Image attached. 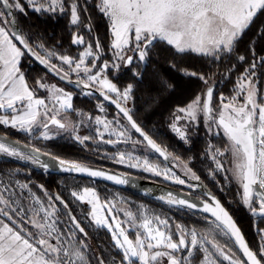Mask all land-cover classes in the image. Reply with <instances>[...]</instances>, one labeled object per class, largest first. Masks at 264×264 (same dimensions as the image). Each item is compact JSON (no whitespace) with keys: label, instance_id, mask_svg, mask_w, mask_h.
<instances>
[{"label":"snow or ice","instance_id":"snow-or-ice-1","mask_svg":"<svg viewBox=\"0 0 264 264\" xmlns=\"http://www.w3.org/2000/svg\"><path fill=\"white\" fill-rule=\"evenodd\" d=\"M93 7L107 21L110 58H105L99 36H93L89 8H82L81 0H0V126L28 138L21 143L0 136V158L22 161L45 173L55 169L117 185L129 183L127 174H110L67 161L33 143L34 139L49 141L67 133L82 145L92 141L116 149L111 155L105 153L116 164L186 186L188 193L169 191L156 199L169 208L208 215L200 217L204 226H189L144 204L133 207L123 198L102 199L96 188L88 186L71 190L69 201L50 194L42 184L17 179L22 170L15 169L0 176V264H264V228L256 227L259 244L254 249L210 191H202L200 198L193 195L203 185L189 161L158 144L134 119L128 106L134 98V85L120 86L110 78L123 66L142 79L141 67L147 65L153 49L164 44L175 57L192 56L210 65L234 58L219 82L229 80L247 63L248 58L238 53V45L258 15L264 14V0H94ZM29 10L53 18L68 16L69 25L77 29L71 44L81 49L78 54L59 52L23 32L19 20ZM84 14H88L87 23ZM81 27L91 39L80 34ZM257 35L264 36V26ZM254 45L255 40L250 45L252 62L239 73L229 95L222 91L217 95L214 77L218 73L180 69L203 87L174 110L170 128L185 144L190 143L189 131H198L201 124L207 135L220 137L219 145L209 141L205 149L214 165L209 175L215 179L222 174L229 184L235 182L243 207L264 221V92L256 71L264 68V55L257 56ZM26 56L59 80L80 88L83 95L98 93L102 97L98 112L106 113L107 102L115 106L117 115L109 119L81 112L73 104L72 93L43 77L30 86L22 70ZM40 91L46 95H38ZM72 113L79 119L74 121ZM82 128H94L95 135H81ZM136 134L142 139L134 138ZM120 145H131L132 150H121ZM141 145L162 157L165 166L147 154L135 155ZM169 161L174 162L171 167L166 166ZM71 202L88 206L86 211L81 208L83 219L74 214ZM85 222L110 235L107 255L91 248L82 226Z\"/></svg>","mask_w":264,"mask_h":264},{"label":"trees","instance_id":"trees-1","mask_svg":"<svg viewBox=\"0 0 264 264\" xmlns=\"http://www.w3.org/2000/svg\"><path fill=\"white\" fill-rule=\"evenodd\" d=\"M93 3L94 0L91 2L89 1V3L87 2L85 5L84 0H81L82 8L87 6L90 13L92 12L93 14L94 12L95 14L96 9L93 7ZM82 19L85 23H87L88 14H84ZM91 23L94 30L93 36H99L102 45L107 47L109 45L107 43V39L109 40L107 21L102 18L99 13H97L96 20L92 19L91 16ZM19 25L22 31L31 35L34 41L42 40L48 47H62L63 49L68 50H80L78 47L73 48L71 46L70 39L74 30H72V27L69 25L68 16L58 15L53 18L47 15H38L32 12L29 17H21L19 20ZM261 26H264V14L258 15L250 29L245 33L242 40L239 42L238 53L244 54L248 58L247 63L240 66L238 71L233 72L229 80H225L222 83L219 81L221 80L225 69L229 67L231 63L235 62L234 58L232 61L222 62L218 66L214 64L210 65L201 61L199 58L192 56L184 57L182 59L175 57L173 55V50L164 44H161L157 48L153 49L151 58L148 61V65L142 73V79L133 77L129 71L121 72L120 74H110V78H113L114 82L120 86H124L127 83H132L134 85V98L132 101L134 119L158 144L166 147L169 152L181 157V159L189 161V166L200 177V184L203 185L214 196H216L227 208V210L230 211L241 228L246 240L254 249L258 247V234L256 232V227L261 224V220L253 218L248 213L246 208L243 207L240 202V197L237 195L238 188L235 185V182L229 184L224 180L222 174H217L215 179L209 175V171L214 167V165L212 164V161L207 158L205 149L209 141H211L213 144L219 145L220 137H212L207 135L203 124H201L198 131H189L190 143L185 144L171 130L170 124L171 116L174 110L178 106H184L187 104L203 87L199 80L183 75L180 69L205 72L209 74L218 73L214 77V79L217 81V95H219L221 91L224 92L225 95H229L232 84L236 80L239 73L243 72L244 67H247L248 64L252 62L250 45L252 44L253 40H255L254 46L257 56L264 55V36L257 35ZM81 29L84 30V28ZM84 34L88 36L87 32ZM89 38L91 39V37ZM108 54L109 52L105 58H108ZM27 59L30 61V68L41 70V68L32 59L29 57H27ZM173 64H176V67H173ZM22 70L25 71L24 69ZM256 71L258 85L262 90L264 68H257ZM27 79L31 86L32 82L29 80V78ZM211 83L212 81H210V84ZM11 136L16 138L13 135ZM45 149H48L56 156H60L64 159L86 161L93 160L82 153L83 148L81 145L71 139V137L59 136L56 139L47 142L45 144ZM88 163L90 164V162ZM91 167L98 168V166L94 165ZM15 169L24 170V172H20V174L17 176L21 180H31L34 182V184H42L49 191V193L53 194L54 192H58L64 197L65 200L69 201L70 199H68V197L65 195V192L63 191L65 190L63 189L64 187L58 184V181L71 178L81 179L72 176H61L45 173L43 170L33 169L28 165H25L14 159L6 158L5 160H0V172H9ZM106 170L112 171L111 169ZM26 171H28L29 174H27ZM133 174L142 178H151L140 173ZM154 181L169 185V183H165L164 181ZM90 182L97 187L101 186L104 188L115 189L149 203L165 205L156 199H147L128 191L113 188L100 182ZM98 193L101 198L104 199L102 191L98 190ZM197 193H199L198 190H196L195 194ZM70 207H72L74 214L77 215L76 208L72 202L70 203ZM172 208L169 210H173ZM174 209L175 210H173V214L175 215V218L181 220L184 224L189 226L197 225L200 217L203 216L199 213L188 211L182 208L174 207ZM83 226L86 227V231L88 232V242L90 243L91 248L96 254H103V249L106 247V245H108L109 242V234L105 230L97 232L96 230H91L85 224Z\"/></svg>","mask_w":264,"mask_h":264},{"label":"rangeland","instance_id":"rangeland-1","mask_svg":"<svg viewBox=\"0 0 264 264\" xmlns=\"http://www.w3.org/2000/svg\"><path fill=\"white\" fill-rule=\"evenodd\" d=\"M89 1L91 2L92 0H87L88 3H89ZM95 12H96L95 14H94V12H93V14H92V12L90 13V15L92 16V19H94V20H96V14L98 13L97 11H95ZM31 13L32 12L29 10L27 16L29 17L31 15ZM71 27H72V30H76L75 27H73V26H71ZM84 30H85V28H84ZM81 32H83V31H81ZM87 39H90V38L86 35V40ZM109 42H110V38H109V40L107 39V43L108 44H109ZM93 43H94V41H93ZM49 48H52V47H49ZM55 48L59 52L67 51V52H69L72 55H77L78 52L81 50V49L79 51L78 50H71V49L68 50V49H63L62 47H55ZM104 48L107 51L108 46L104 47ZM110 57H111V53L109 52L108 58H110ZM101 63H102V61H101ZM29 64H30V61L27 59V57H25L23 59V61H22V65L24 66V67L22 66L23 67L22 69L25 70L24 72H26L27 78H29V80L32 82L31 86H35V81L38 78L43 77V78H45L47 80V82L53 83V84H57L59 87H62L66 91L72 93L73 94V104H74L75 108L80 110L81 112L88 113V114H90L92 116H95V115H107V117L109 119H111V118H113L114 116L117 115V112L115 110H113L112 108H110L107 104H105L106 113L102 114V113L98 112L97 103L100 100H98L96 98H93V95L92 96H86V95H83L82 93L75 94L74 91H72L67 85H65V84L57 81L56 79L50 77L49 75H47L46 73H44L41 70H38L36 68H30ZM125 71H129L132 74V71H131L130 68H124L123 66L121 67V69L118 72V74H120L121 72H125ZM140 71H141V69H140ZM114 74H117V73H114ZM72 78L75 79L76 77L73 75ZM261 91L264 92V80H263L262 90ZM38 95L45 96L46 93L44 91H40L38 93ZM81 99H83V100H81ZM132 101H129V104H128V106L130 108H132ZM72 118H73L74 121L79 119V117H77L75 113H72ZM0 131H3V132H5L6 134H9V135L15 136L21 142H24V143L28 142V138L26 137V135L24 133L17 132V131H15L13 129H10V128H4L3 126H0ZM80 134L81 135H93L94 136L95 135V130H94V128H92V129L82 128L81 131H80ZM38 135L39 134L37 133V136ZM60 136L70 137V135L67 134V133H64V134H62ZM134 138L140 139L136 135L134 136ZM49 141H51V140H49ZM49 141H42V140H35L34 139L33 143H35V145L37 147H40L44 151L50 152L48 149H45V144L47 142H49ZM80 145L83 148V152L82 153L85 154L86 156L92 158L94 161L93 160H88V161H86V160H72V159H65V160L80 162V163H83V164H85L87 166H89V165L93 166L94 165V166H98V168L111 169L112 171H119V172L130 173V174L140 173V174L146 175L148 177H151V178H145V179H149V180H152V181H154V180L164 181L165 183H169V185L178 186V187H181V188L186 187V186L176 185V184L172 183L171 181L164 180L163 177H156V176H153L151 173H147V172H144V171L138 170V169H130V168H127L124 165H120V164L114 163L111 159L105 158V153H107L108 155H111L116 150V149L112 148L111 146L103 145V144L97 145L96 143H94L92 141H89V142H86V144H83V145L80 144ZM119 147H120L121 150H128V151L132 150V146L131 145H120ZM145 154H147L149 156V158L153 162L161 163L162 166H165L163 161H161L159 158H157L154 155V153H151V152L147 151L143 145L138 147L137 150L135 151V155H139L141 157H143ZM58 157H60V156H58ZM60 158H62V157H60ZM5 159L6 158H0V160H5ZM88 162H90V164ZM93 163H95V164H93ZM172 163H174V162L173 161H169V163L166 166L171 167ZM228 166H230V164L226 165V167H228ZM175 171L177 172L178 175L181 176V178L187 179V177L184 176V174H183V172H182V170L180 168H176ZM21 172H24V170H22ZM26 172H27V174H29L28 171H26ZM7 173L8 172H0V176H4ZM16 178L20 179L19 177H16ZM22 181H24V180H22ZM190 182L193 183V181H190ZM58 184H60V185H62L64 187L63 189H65V190H63V191L65 192V195L68 197V199H70V201H71V198H70L69 193H70L71 190L79 189V188H82L84 186L94 187V188H96L97 191L98 190L102 191L104 198H116V197L123 198L124 200L130 202V205L133 206V207L138 206L140 204H144L147 207H149L150 209H153L154 211H156L158 213L165 214L171 220H175L177 222L183 223L181 220H178V219L175 218V215L173 214V210H175L174 207L173 208L171 207L173 210H169L170 208L166 204L165 205H158V204L149 203L147 201H143V200L137 199L135 197H132L131 195H128V194H126L124 192H121V191H118V190H115V189L104 188V187H101V186L97 187V186L93 185V183H91L90 181H87V180L71 178V179H66V180H59ZM237 188H238V186H237ZM34 190L38 191L37 189H35V187H34ZM40 194L42 195V193H40ZM72 203H73L74 207L76 208L78 217L80 219H83V217H81V215H80L81 208H83L86 211L88 206L87 205L78 206L76 202H72ZM85 225L88 226V222H85ZM191 226L201 227V226H204V222L201 219H199L197 225H191ZM259 227L260 228H264V221H261V224L259 225ZM89 228L91 230H94L93 227H89ZM257 243L259 244V236H258V239H257ZM106 247L103 249V251H104L103 254L104 255H107V253L105 252V249H109L111 247V237H110V235H109V242H108V245H106ZM117 259H120V257L117 256Z\"/></svg>","mask_w":264,"mask_h":264},{"label":"water","instance_id":"water-1","mask_svg":"<svg viewBox=\"0 0 264 264\" xmlns=\"http://www.w3.org/2000/svg\"><path fill=\"white\" fill-rule=\"evenodd\" d=\"M73 46V45H72ZM73 47H76L77 46H73ZM30 58V57H29ZM32 59V58H30ZM43 71H45L46 73L47 72V69H45V67L43 65H40L37 61H35L34 59H32ZM148 65V63H147ZM146 65V66H147ZM146 66H143L141 67V72L143 73L144 69L146 68ZM50 76L54 77L56 80H58L59 82L67 85L68 87L72 88L73 90L75 91H80V88H77L75 87L74 84H68L66 83L65 81H61L59 80L58 77H55L54 75H52L51 73H48ZM216 86V85H215ZM94 96L96 98H98L99 100H102V97L99 96L98 93H95L94 92ZM107 103V102H106ZM109 106H111L116 112L117 110L115 109V106L114 105H111L109 103H107ZM3 135H7L8 138H10L11 140L15 141V140H18L6 133H3L0 131V136H3ZM138 136V134H136ZM139 137V136H138ZM140 138V137H139ZM142 139V138H140ZM76 142V141H75ZM21 143H24V142H21ZM78 143V142H77ZM155 156H157L161 161H163V158L162 157H159L158 154H154ZM21 162V161H20ZM25 165H28L29 167L33 168V169H36V170H42V169H39V168H36V167H33L32 165H29V164H26L24 162H21ZM169 162H167L168 164ZM92 169H100V170H104L105 172H108L110 174H116V175H121V174H127V178L129 179V183L126 184V185H117L115 184L114 182L112 181H107V180H104L102 178H91V177H88L87 175H84V174H78V173H69V172H61V171H57L55 169H53L51 172H49L50 174H54V175H61V176H72V177H77V178H81V179H86V180H90V181H93V182H100V183H103L105 185H108V186H111L113 188H117V189H120V190H124V191H128V192H131L133 194H136V195H139V196H142L144 198H147V199H155L156 196H154L153 194H151L150 192L147 191V188H150V189H156L157 190V195L159 194H166L167 192L171 191L173 193H176L177 195H183L185 193H188L190 190L187 188V187H184V189H182L181 187H176V186H173V185H168V184H163V183H158V182H155V181H152V180H149V179H145V178H142V177H139L137 175H134V174H130V173H124V172H114V171H110V170H106V169H101V168H97V167H91V166H88ZM193 183H197L196 181H193ZM200 183V182H199ZM199 191V193H201L202 191H208L204 186L202 188H198L197 189ZM196 191L193 193V195H195L197 198H200V194H195ZM55 194H59L58 192H54L53 195ZM216 197V196H215ZM217 198V197H216ZM206 199V197H205ZM218 199V198H217ZM219 200V199H218ZM220 201V200H219ZM220 203L222 204V202L220 201ZM223 205V204H222ZM224 206V205H223ZM225 207V206H224ZM182 209H186V208H182ZM225 209L227 210V208L225 207ZM188 210V209H186ZM190 211V210H188ZM192 212H196V213H199L201 215H208V214H204V213H201L197 210H191ZM228 211V210H227ZM229 214L232 216V214L230 213V211H228ZM233 220L236 222V220L234 219V217L232 216ZM254 218V217H253ZM256 219V218H255ZM237 223V222H236ZM83 226V225H82ZM237 226L239 227L238 223H237ZM240 228V227H239ZM241 229V228H240ZM242 231V230H241ZM243 233V232H242ZM246 239V238H245ZM247 241V240H246ZM248 242V241H247Z\"/></svg>","mask_w":264,"mask_h":264},{"label":"flooded vegetation","instance_id":"flooded-vegetation-1","mask_svg":"<svg viewBox=\"0 0 264 264\" xmlns=\"http://www.w3.org/2000/svg\"><path fill=\"white\" fill-rule=\"evenodd\" d=\"M93 26V25H92ZM81 28H83V27H81ZM80 28V30L81 31H83V32H81L80 30H79V32H80V34L81 35H85V38H86V34H84L85 32H87L86 31V29L85 30H82ZM77 31V29L76 30H74L73 32H76ZM73 34V33H72ZM96 36V35H95ZM71 39H72V36H71ZM71 39H70V43H71ZM94 41V40H93ZM71 46H72V44H71ZM73 47V46H72ZM73 48H76V47H73ZM107 51L105 50V56H107ZM42 70V69H41ZM43 71V70H42ZM44 73H46L45 71H43ZM47 75H49L48 73H46ZM50 76V75H49ZM50 77H52V76H50ZM52 78H54V77H52ZM55 79V78H54ZM73 79V78H72ZM73 80H75V79H73ZM58 81V80H57ZM70 88V87H69ZM72 91H74V93L75 94H77V93H81V89H80V91H75V90H73L72 88H70ZM93 98H96L95 96H94V93H93ZM96 99H98V98H96ZM99 100V99H98ZM101 101V100H100ZM105 104H107L106 102H105ZM108 105V104H107ZM109 106V105H108ZM110 108H112L111 106H109ZM2 132V131H1ZM9 135V134H8ZM11 136V135H10ZM80 144V143H79ZM157 157V156H156ZM158 158V157H157ZM198 195L200 194V193H197Z\"/></svg>","mask_w":264,"mask_h":264},{"label":"bare ground","instance_id":"bare-ground-1","mask_svg":"<svg viewBox=\"0 0 264 264\" xmlns=\"http://www.w3.org/2000/svg\"><path fill=\"white\" fill-rule=\"evenodd\" d=\"M147 191L150 192L151 194H153L156 197L161 195V194L157 195V190L156 189L147 188Z\"/></svg>","mask_w":264,"mask_h":264}]
</instances>
